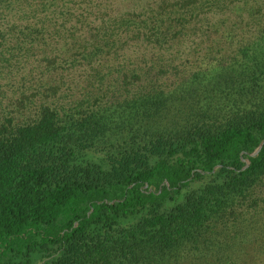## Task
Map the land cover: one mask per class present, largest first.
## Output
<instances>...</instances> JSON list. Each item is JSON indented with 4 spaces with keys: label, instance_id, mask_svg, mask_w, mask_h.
<instances>
[{
    "label": "trees",
    "instance_id": "trees-1",
    "mask_svg": "<svg viewBox=\"0 0 264 264\" xmlns=\"http://www.w3.org/2000/svg\"><path fill=\"white\" fill-rule=\"evenodd\" d=\"M143 1L0 0V264L264 249V0Z\"/></svg>",
    "mask_w": 264,
    "mask_h": 264
},
{
    "label": "rangeland",
    "instance_id": "rangeland-1",
    "mask_svg": "<svg viewBox=\"0 0 264 264\" xmlns=\"http://www.w3.org/2000/svg\"><path fill=\"white\" fill-rule=\"evenodd\" d=\"M143 1V0H141ZM153 0H144L142 4L144 3H151ZM256 233L258 230L261 229V226L256 227ZM262 232V231H261ZM225 234V233H223ZM239 242L238 248L242 253H247L249 256H241L238 258V263L240 264H264V249L262 248V244H254L251 240V236H242ZM222 245H225L226 240L221 241ZM188 260H193L190 257H187ZM201 259V257H200ZM187 261V260H186ZM205 259L202 258L199 262H204ZM211 262V260H209ZM197 263V262H196Z\"/></svg>",
    "mask_w": 264,
    "mask_h": 264
},
{
    "label": "water",
    "instance_id": "water-1",
    "mask_svg": "<svg viewBox=\"0 0 264 264\" xmlns=\"http://www.w3.org/2000/svg\"><path fill=\"white\" fill-rule=\"evenodd\" d=\"M263 145H264V141H263L262 144L257 148L256 152H258V151L262 148Z\"/></svg>",
    "mask_w": 264,
    "mask_h": 264
}]
</instances>
